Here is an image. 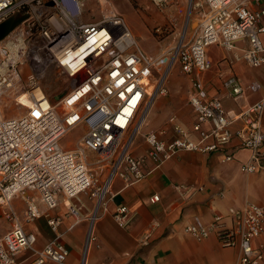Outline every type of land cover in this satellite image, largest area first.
Masks as SVG:
<instances>
[{
  "label": "built area",
  "instance_id": "2783aa9c",
  "mask_svg": "<svg viewBox=\"0 0 264 264\" xmlns=\"http://www.w3.org/2000/svg\"><path fill=\"white\" fill-rule=\"evenodd\" d=\"M85 1L0 0V22L14 13L26 15L0 40V207L11 221V227L0 233V264L65 262L69 251L59 240L60 218L49 214L60 195L74 223L93 218L111 198L115 178L127 186L147 174L145 159L156 168L179 151H220L232 137L237 146L249 150L240 170L253 172L264 159L260 152L264 94L230 116L219 97L207 94L202 79L210 66L206 48L213 44L229 52L233 61L250 67L264 64L259 40L264 32V0H198L192 3L200 7L192 36L154 55L141 49L120 13L85 21ZM174 63L190 83L187 103L192 122L184 127L169 115L167 127L141 134L144 148L136 154L141 116L155 96L167 93L165 81ZM22 73L24 88L19 84ZM51 75L65 84L54 100L47 88ZM224 85L232 98L258 88L256 82L242 83L235 74ZM22 94L29 103L21 101ZM235 120L240 125L231 130ZM76 128L80 137L72 146L62 144V138ZM223 159L230 160L231 155ZM177 187L191 190L190 184ZM29 189L44 204L55 234L42 248L35 246V235L18 222L11 205L15 197L23 196L25 220L40 217L36 197L26 194ZM82 197L93 201L91 215L82 217ZM158 198L152 193L148 201ZM113 218L127 228L134 215L122 205L115 208ZM182 230L196 241L213 234L221 246L236 248L233 264H259L264 257V206L250 201L228 208L225 214H213L208 224L186 223ZM91 241L96 236L89 230L86 244ZM24 251L29 254L19 259Z\"/></svg>",
  "mask_w": 264,
  "mask_h": 264
},
{
  "label": "crops",
  "instance_id": "0c3cea01",
  "mask_svg": "<svg viewBox=\"0 0 264 264\" xmlns=\"http://www.w3.org/2000/svg\"><path fill=\"white\" fill-rule=\"evenodd\" d=\"M192 8L199 19L200 7ZM130 28L141 39L142 33ZM259 40L264 47V32L259 34ZM206 57L210 66L202 74V79L207 94L219 97L228 115L235 116L264 94V64L250 67L244 61H233L229 52L214 44L206 48ZM231 74H235L242 83L256 82L258 88L243 91L239 97L232 98L224 85ZM168 86L167 99H154L151 108L160 109L168 116L174 115L179 124L189 127L192 113L187 103L190 89L187 77L172 74ZM239 125L240 122L235 120L230 129L234 130ZM260 127L264 132V106ZM167 137H171L169 131ZM236 142V138L232 137L220 151H179L156 168H152V163L145 159L143 168L148 171L147 174L127 186L121 179L115 178L110 186L111 198L93 218L84 217L92 214L93 201L82 197L85 206L81 208V213L84 218L74 223V217L66 213L67 201L60 195L59 204L49 214L60 218L58 229L62 235L59 240L69 253L63 263L44 264H233L237 257L236 248L221 246L213 234L196 241L182 227L194 220L208 224L213 214H225L228 208L240 207L246 201L264 206V159L261 167L253 172L240 170L239 165L248 159L249 150L237 146ZM260 152L264 155V141ZM225 154L231 155V159L224 160ZM181 184H190L191 190L183 192L177 187ZM152 193H157L159 197L153 203L148 201ZM26 194L33 195L29 191ZM34 196L42 215L32 221L24 218L23 196L15 197L11 205L17 213L18 222L35 235V246L42 248L55 234L47 223L45 213L48 211L37 195ZM122 205L134 215L127 228L120 227L113 218L115 208ZM4 211L0 207V233L11 227L5 225ZM148 229L149 236L141 239ZM89 230L96 236V241L86 244ZM28 254V251L22 252L19 259ZM259 264H264V257Z\"/></svg>",
  "mask_w": 264,
  "mask_h": 264
},
{
  "label": "rangeland",
  "instance_id": "374dc122",
  "mask_svg": "<svg viewBox=\"0 0 264 264\" xmlns=\"http://www.w3.org/2000/svg\"><path fill=\"white\" fill-rule=\"evenodd\" d=\"M124 2H121V0H86L83 7V18L85 21L91 22L99 20L110 13L122 14L125 21L127 20L128 27L130 26L142 33L140 39L139 35L136 36L129 27L141 49L151 55L171 50L180 41L188 40L196 30L198 19L192 8V0H125ZM172 74L182 75L176 63L170 68L165 81L167 93L164 95L158 94L154 99H167L166 97L169 96V79ZM19 84L22 88L26 86L24 73L21 75ZM63 87H65V84L55 78L54 75H51L47 88H49L48 94L52 100L56 99L54 95ZM154 99L140 119L141 126L134 144V153L136 154L143 152L142 133L147 130H159L167 125L168 114L160 112V109L151 108ZM23 102L25 103V101ZM148 112H150L149 115ZM80 135L81 132L78 128L73 129L62 138L61 142L62 144L69 142L68 146H72ZM28 191L33 195L36 194L33 189ZM5 221L7 227L11 225L9 219L5 218Z\"/></svg>",
  "mask_w": 264,
  "mask_h": 264
},
{
  "label": "water",
  "instance_id": "95a60500",
  "mask_svg": "<svg viewBox=\"0 0 264 264\" xmlns=\"http://www.w3.org/2000/svg\"><path fill=\"white\" fill-rule=\"evenodd\" d=\"M25 17V14L14 13L0 22V40L8 35Z\"/></svg>",
  "mask_w": 264,
  "mask_h": 264
},
{
  "label": "bare ground",
  "instance_id": "6f19581e",
  "mask_svg": "<svg viewBox=\"0 0 264 264\" xmlns=\"http://www.w3.org/2000/svg\"><path fill=\"white\" fill-rule=\"evenodd\" d=\"M21 99H23V101H25V103H26V102L29 103V100L27 99L26 94H22V95H21Z\"/></svg>",
  "mask_w": 264,
  "mask_h": 264
}]
</instances>
